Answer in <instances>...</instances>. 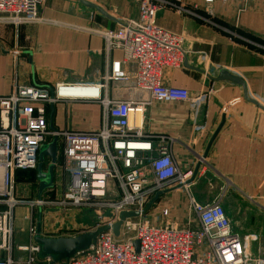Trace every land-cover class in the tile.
<instances>
[{
	"label": "crops",
	"instance_id": "crops-1",
	"mask_svg": "<svg viewBox=\"0 0 264 264\" xmlns=\"http://www.w3.org/2000/svg\"><path fill=\"white\" fill-rule=\"evenodd\" d=\"M112 1L89 2L119 23L71 0H43L40 16L48 21L43 24L16 28L0 23V46L8 52L0 54V98L11 94L14 80L24 85L50 88L59 83L103 82L112 62L119 60L130 74V80L122 84L109 83L108 98L146 100L148 94L136 89L134 84L135 64L125 61L122 50L107 52L105 38L94 32L117 33L127 20L139 17V7L132 6V2ZM166 1H180L192 12L180 14L173 7L157 12L156 24L183 36L186 52L182 67L166 70L163 83L188 90L192 100L154 102L143 116L144 130L176 140L172 154L182 172H194L200 164L190 188L191 196L202 204H209L223 194V207L233 231L256 236L251 252L261 255L259 248L264 244V111L244 99L241 86L227 81L212 82L209 77L228 70L244 80L249 97L264 106V0H251L247 4L217 3L211 8L203 0ZM15 49L20 51L17 76L14 73ZM47 110L51 129L93 131L101 128L99 103H58L48 106ZM137 118L139 121L140 115ZM223 118L224 124L207 151ZM30 172L33 171H19L16 178L19 173ZM211 181L218 184L214 186ZM17 190L28 198L33 197L29 185H19ZM231 191L247 200L253 217L240 221L238 213L226 203ZM162 208L170 209V223L186 227L189 196L184 189L164 193L152 210L159 213ZM50 217L44 208L33 212L27 206L18 207L14 217V248L15 244L18 248L37 245L30 234L34 223L36 228L40 224L41 235L46 238H70L90 232L58 236L56 226L59 225L55 217ZM156 217V223L163 224L165 220ZM65 225L62 221L59 229Z\"/></svg>",
	"mask_w": 264,
	"mask_h": 264
},
{
	"label": "built area",
	"instance_id": "built-area-1",
	"mask_svg": "<svg viewBox=\"0 0 264 264\" xmlns=\"http://www.w3.org/2000/svg\"><path fill=\"white\" fill-rule=\"evenodd\" d=\"M249 1L203 0L210 8L217 3L247 4ZM42 3L43 0H0V23L17 28L48 22L39 13ZM165 4L164 0H139V17L127 20L119 32L94 30L105 38L107 52L122 50L125 61L135 64L134 84L136 89L148 94L146 100L108 98L109 83L130 80V74L119 60L112 62L103 82L59 83L50 88L14 80L11 94L0 98V264H16L11 253L15 210L20 206L29 204L32 209L57 207L67 211L108 209L119 221L121 213H142L158 193L176 188L184 189L189 196L186 227L170 223V209L162 208L163 224L145 218L147 214L136 218L139 222L127 219L120 236L126 229L133 233V238L120 241L111 230L100 233L95 243L65 264H264V257L251 252V241L256 236L242 238L233 231L223 207V194L209 204H200L191 196L194 172L180 170L172 154L176 140L144 130L143 116L154 102L192 100L188 90L163 83L165 71L182 67L186 56L184 37L156 24L157 12ZM13 56L17 76L20 51L15 49ZM72 88L90 90L97 95L61 94L62 90ZM71 102L99 103L101 128L93 131L51 129L47 107ZM139 113L140 124L136 119ZM55 139L58 141L55 168L59 171L51 192H56V199L20 200L15 187L17 172L36 171L42 149ZM114 224L115 221L109 227ZM35 232L31 227L30 234L35 236ZM135 241L139 242L138 250ZM19 249L31 255L26 264L37 263L36 256L41 254L38 245ZM41 260L43 264L55 263L53 257L43 256Z\"/></svg>",
	"mask_w": 264,
	"mask_h": 264
},
{
	"label": "rangeland",
	"instance_id": "rangeland-1",
	"mask_svg": "<svg viewBox=\"0 0 264 264\" xmlns=\"http://www.w3.org/2000/svg\"><path fill=\"white\" fill-rule=\"evenodd\" d=\"M89 1H94L98 4V3H100L101 0H89ZM127 1L132 2V6H135V7L138 6L139 7V0H127ZM164 1H166V0H164ZM108 2H109V0H108ZM112 2H116V0H114ZM168 7H173V9L178 11V13H180V14H186V13L192 12L189 9H187L186 7H184L180 3V1H178V2H169V1L167 2L166 1V4L164 6H162L160 10H162L164 8H168ZM39 13H40V8H39ZM124 17H126V16H124ZM45 148L46 147H44L42 150H44ZM48 162H50V164H51L50 159H46V161L43 165V172H47V169L50 166V164ZM58 171H59V168L54 167V185L52 187L53 190L55 188V182H56V177H57ZM37 176H38V169L34 172L19 173L18 174V178H16V181H15V187H16V195L20 200L27 201V202L37 200L36 194L39 193L38 192L39 181H38ZM212 180H214V179H212ZM211 182H212V184H214V186H215V184L216 185L218 184L217 181H215V182L211 181ZM57 184H58V182H57ZM19 185H22V186L29 185L31 187V192L33 194V197L31 196L28 198V197L24 196L25 194L18 193L17 187ZM205 191L206 190L204 189V192ZM56 197H57V194L55 191L51 192L49 189H45L43 191L40 199H43L46 201L47 200L52 201V200L56 199ZM194 198L198 203L202 204L201 202H199L196 199L195 196H194ZM226 203H230L231 210L234 211L235 213H238L240 221L244 220V219L247 220L248 217L251 218L254 216V215H252L251 207H250V204L247 202V200L243 199L241 196H239L238 194H236L233 191H231V193L228 194ZM24 206L26 207L27 204H25L21 207H24ZM153 206L146 213L148 216L145 218H148V219L152 218L153 222L156 223V219H157L156 216H160V212L158 213L157 211L152 210ZM27 208L34 212L35 210L39 209L40 207L34 206L32 209V208H30V206L28 204ZM41 209H43V208H41ZM44 209H45L46 213L49 215V217L50 216L52 218L55 217L54 219H55L56 223L59 225V226H56V228H57L56 234L58 236L59 235L69 236L70 234H77L79 232L86 231V230H90V232H91V231H95L96 229H99V228L109 227V225L111 223H113L114 221H115V223L118 222V221H116L115 214L111 210H108V209L101 210L100 212L89 211V210H80V209H74L72 211H67L64 209L57 208V207H44ZM52 213H55V215L52 216ZM31 220H32V218H31ZM62 221L63 222L65 221L67 226L65 225L66 228L63 227L62 229L61 228L59 229ZM132 222L135 223V222H139V221H138V219L134 218V219H132ZM261 224H262V222H261ZM75 226H80V227L76 230L73 228ZM32 228L36 229L35 223L33 224ZM240 236L243 238L245 235L240 234ZM133 237H134L133 233H130L125 229L124 234L117 237V239L121 241L122 239L133 238ZM65 238H67V237H65ZM255 242H256V240H255ZM251 244H252V241H251ZM29 247L30 246H23V247H19V248H28L29 249ZM19 248L16 247V244H15V248L13 247V251L11 253V258H12L13 262L16 264H20V263L26 264V262L29 261V258L31 255H30L29 251H21ZM259 251H260L259 254H261V255H256V256L263 258L264 255H262V254H264V244H262V247L259 248ZM36 257H37V263L36 264H43L44 263L43 260H41V258L39 257V255H37ZM65 263H66V260L58 262V263H54V264H65Z\"/></svg>",
	"mask_w": 264,
	"mask_h": 264
},
{
	"label": "water",
	"instance_id": "water-1",
	"mask_svg": "<svg viewBox=\"0 0 264 264\" xmlns=\"http://www.w3.org/2000/svg\"><path fill=\"white\" fill-rule=\"evenodd\" d=\"M80 3L85 8L95 10L105 18H107L110 21L119 23L115 18H113L110 14H108L105 10L100 8L94 3H91L87 0H71ZM8 52L4 50L3 47L0 46V54H7ZM185 66H188L186 63ZM201 71V70H199ZM209 80L212 82H222L227 81L233 84H236L238 86H241L243 88L244 92V99L248 101L249 103H252L259 107L262 111H264V106L259 104L257 101L253 100L249 97L248 90L246 87V83L244 80H242L240 77L231 74L228 70H221V72L216 77H209ZM225 118H223V121L219 128L216 130L213 138L211 139L207 151H209L210 147L212 146L213 141L215 140L216 136L220 132L223 124H224ZM57 154H58V141L55 139L51 144H49L44 150L41 151L39 156V166H38V181H39V195L38 199L41 198L42 193L45 189L52 188L54 185V167L55 163L57 161ZM46 159H50L51 164L49 168L47 169V172H43V165L46 161ZM200 168V164L197 165V168L194 170V176L191 181H194L198 171ZM164 193H158L155 198L148 204V206L145 208V210L142 213L139 212H123L119 216V221L115 223L111 227H104L96 229L95 231L87 232L84 234H81L77 237H70V238H46L42 237L41 235V226L40 224L36 228L35 236H34V242L40 247V253L41 255L45 257H53L55 263L68 260L69 258L73 257L76 253L84 251L90 247L91 244L96 242L97 236L100 233L107 232L109 230L112 231L113 235L115 237L120 236V230L123 225V223L127 219H133L138 218L141 215H145L151 207L159 200V198ZM134 245L136 246L137 250L139 249V242L135 241Z\"/></svg>",
	"mask_w": 264,
	"mask_h": 264
},
{
	"label": "bare ground",
	"instance_id": "bare-ground-1",
	"mask_svg": "<svg viewBox=\"0 0 264 264\" xmlns=\"http://www.w3.org/2000/svg\"><path fill=\"white\" fill-rule=\"evenodd\" d=\"M62 95H66V96H73V97H81L84 95H88V94H92V95H97V92H92L90 90H84V89H80V88H72V89H68V90H62L61 91ZM138 115H140V120L142 118L141 114L139 113ZM137 119V123L140 124L141 121H138V118L136 116ZM133 121V117L131 119V122ZM2 177V172L0 171V179Z\"/></svg>",
	"mask_w": 264,
	"mask_h": 264
}]
</instances>
